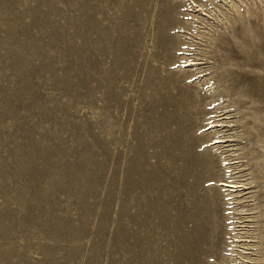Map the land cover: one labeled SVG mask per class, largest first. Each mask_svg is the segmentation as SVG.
<instances>
[{"label":"rangeland","instance_id":"1","mask_svg":"<svg viewBox=\"0 0 264 264\" xmlns=\"http://www.w3.org/2000/svg\"><path fill=\"white\" fill-rule=\"evenodd\" d=\"M259 33L264 0H0V264H264Z\"/></svg>","mask_w":264,"mask_h":264},{"label":"bare ground","instance_id":"2","mask_svg":"<svg viewBox=\"0 0 264 264\" xmlns=\"http://www.w3.org/2000/svg\"><path fill=\"white\" fill-rule=\"evenodd\" d=\"M199 5V4H197ZM236 33L231 30L228 31L225 35L227 38H231L235 36ZM240 37L247 38L245 34ZM259 38L261 41L257 44V48L259 47V50L261 51V54L264 55V34L259 33ZM189 64H195L196 62L191 61L187 62ZM253 66L256 69L253 70L254 73L252 75H249L247 77L242 78V82L253 84L257 82V85H261V90L255 93L256 100H254L253 103H251L249 106H247L246 110H243V113L245 115L244 120L242 122L243 127L245 128V134L244 138L246 142L249 141H264V57L258 58L257 60L253 61ZM214 125H219L218 123H212L210 127ZM209 127V128H210ZM223 141V138H220V136L215 140L208 141L209 143L206 145H211L212 143H217ZM260 152V151H259ZM261 153V152H260ZM191 165H194V162H189ZM194 167V166H193ZM229 185H236L234 183H228Z\"/></svg>","mask_w":264,"mask_h":264}]
</instances>
